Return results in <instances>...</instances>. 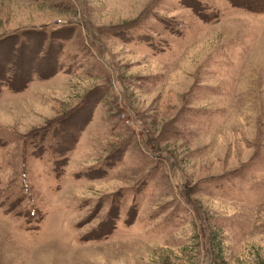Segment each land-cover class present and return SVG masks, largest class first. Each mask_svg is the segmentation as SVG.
<instances>
[{
  "label": "rangeland",
  "instance_id": "374dc122",
  "mask_svg": "<svg viewBox=\"0 0 264 264\" xmlns=\"http://www.w3.org/2000/svg\"><path fill=\"white\" fill-rule=\"evenodd\" d=\"M0 264H264V0H0Z\"/></svg>",
  "mask_w": 264,
  "mask_h": 264
}]
</instances>
